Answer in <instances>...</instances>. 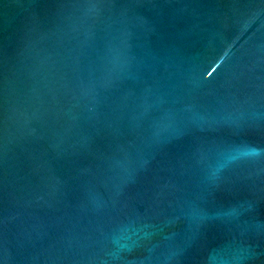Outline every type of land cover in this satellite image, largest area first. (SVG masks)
Instances as JSON below:
<instances>
[{
	"label": "water",
	"instance_id": "1",
	"mask_svg": "<svg viewBox=\"0 0 264 264\" xmlns=\"http://www.w3.org/2000/svg\"><path fill=\"white\" fill-rule=\"evenodd\" d=\"M0 264H264V0H0Z\"/></svg>",
	"mask_w": 264,
	"mask_h": 264
}]
</instances>
